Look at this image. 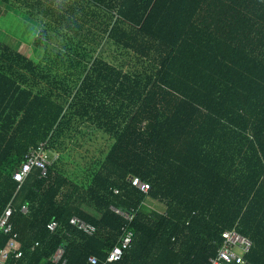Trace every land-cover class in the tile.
I'll use <instances>...</instances> for the list:
<instances>
[{
	"label": "trees",
	"instance_id": "16d2710c",
	"mask_svg": "<svg viewBox=\"0 0 264 264\" xmlns=\"http://www.w3.org/2000/svg\"><path fill=\"white\" fill-rule=\"evenodd\" d=\"M0 7L39 25L28 45L42 51L37 62L0 41V215L15 202L14 264H60L59 248L64 264H101L126 223L110 207L133 213V239L106 264H208L231 229L251 242L244 264H264V0ZM95 32L133 60L126 72L83 48ZM84 122L109 141L79 171L66 170L62 153ZM39 143L57 160L18 188L12 174ZM148 197L164 214L144 205ZM72 217L96 233L78 231ZM52 220L61 226L54 234ZM7 239L0 232V246Z\"/></svg>",
	"mask_w": 264,
	"mask_h": 264
},
{
	"label": "built area",
	"instance_id": "2783aa9c",
	"mask_svg": "<svg viewBox=\"0 0 264 264\" xmlns=\"http://www.w3.org/2000/svg\"><path fill=\"white\" fill-rule=\"evenodd\" d=\"M51 164L49 151L45 143H39L35 148L30 149L24 156L22 164L16 168L12 174V179L18 184V188L29 177L32 171L37 170V177L44 178L47 175V168ZM130 184L137 190L147 193L149 185L133 177L129 180ZM117 193V191H114ZM112 210L121 216L126 223L121 227V235L117 243L107 253L106 259L101 264L119 261L124 252H126L132 243L133 232L130 223L133 219L132 212H125L120 209L112 208ZM21 213H26L27 208L22 205L19 209ZM14 212V204L10 201L0 215V232L7 236V242L4 246H0V264H14V261L22 257V251L18 248V233L14 230L10 217ZM69 224L85 235L93 236L96 229L93 225L77 218L72 217ZM46 228L50 234H54L61 226L56 221H50ZM222 242L217 249L215 256L208 259V264H244L243 256L249 251L251 242L244 236H241L235 229L225 230L221 233ZM38 246L37 242L33 243L31 250ZM63 249L59 248L52 259L55 263L64 264L62 261ZM88 264H98L95 257L90 256L87 260Z\"/></svg>",
	"mask_w": 264,
	"mask_h": 264
},
{
	"label": "rangeland",
	"instance_id": "374dc122",
	"mask_svg": "<svg viewBox=\"0 0 264 264\" xmlns=\"http://www.w3.org/2000/svg\"><path fill=\"white\" fill-rule=\"evenodd\" d=\"M34 27L38 28L39 25L36 24L31 26L28 22L24 21V19L18 17L16 14L0 7V41L5 43L6 40H11L9 37L17 39L11 43L10 47L14 50H18L19 52H23L24 54H28L30 58H34V60H36L35 58L37 56H42V51L28 45L33 36V32L35 31L33 30ZM84 31L85 29H83L81 34ZM3 35H5L4 40H2ZM80 36L84 37V35ZM95 36L97 38V42H93L91 39L85 37L84 39L91 43H82L83 48L91 50V57H101L109 64L119 66V68L122 69V73L126 72L128 65L133 62V60H129L127 55H124V51L118 49L109 40H101V34L95 32ZM7 43L9 42H6L5 44ZM31 50L32 53H30ZM77 127L79 130L78 132L80 133H74V138L72 140H68L66 151L62 153L64 160L61 164H63L64 169L69 171H79L78 167H81L89 162L92 156H96V148L101 147L105 142L109 141L106 135H103L100 132L92 131L87 122L78 124ZM89 134L92 135L89 136ZM75 141H78V144H74ZM55 158L56 155L53 154L52 159L55 160Z\"/></svg>",
	"mask_w": 264,
	"mask_h": 264
},
{
	"label": "crops",
	"instance_id": "0c3cea01",
	"mask_svg": "<svg viewBox=\"0 0 264 264\" xmlns=\"http://www.w3.org/2000/svg\"><path fill=\"white\" fill-rule=\"evenodd\" d=\"M31 25V24H30ZM32 26V25H31ZM4 37H5V35H3V37H2V40H4ZM9 39H11V40H6V42H9V43H7V45L8 46H10L11 45V43H13L14 42V40H17V39H15V38H11V37H9ZM5 42V43H6ZM18 42H20V41H18ZM14 45V44H13ZM27 47H29V46H27ZM16 51H18V50H16ZM19 52V51H18ZM20 53H23V52H20ZM30 53H32V50L30 51ZM23 55L24 56H26L27 58H29V59H31V60H33V61H39L40 60V57H36L35 59L36 60H34V58H30L29 56H28V54H24L23 53ZM144 205H146L148 208H150L151 210H154V211H157L158 213H160V214H164V211H165V206L163 205V204H161V203H159V202H157L156 200H154V199H152V198H145V200H144ZM112 208H114V207H110V209L112 210ZM117 209V208H116ZM121 210V209H120ZM113 211V210H112ZM118 215V214H117ZM121 232V231H120ZM52 262H54L53 261V259H52Z\"/></svg>",
	"mask_w": 264,
	"mask_h": 264
},
{
	"label": "bare ground",
	"instance_id": "6f19581e",
	"mask_svg": "<svg viewBox=\"0 0 264 264\" xmlns=\"http://www.w3.org/2000/svg\"><path fill=\"white\" fill-rule=\"evenodd\" d=\"M52 158V157H51ZM56 158H57V156H56ZM56 158H55V160H56ZM51 161H54L53 159L51 160ZM131 185V184H130ZM132 186V185H131ZM133 187V186H132ZM135 188V187H134ZM136 189V188H135ZM114 191H116V190H114ZM114 191H113V193H114ZM139 191V190H138ZM148 192V191H147ZM143 193V192H142ZM114 194H116V193H114ZM144 194H146V193H144ZM12 201V200H11ZM12 203L14 204L15 202L14 201H12ZM22 206V205H21ZM20 209V208H19ZM14 211H15V205H14ZM11 218V217H10ZM11 221V220H10ZM120 231H121V228H120Z\"/></svg>",
	"mask_w": 264,
	"mask_h": 264
}]
</instances>
